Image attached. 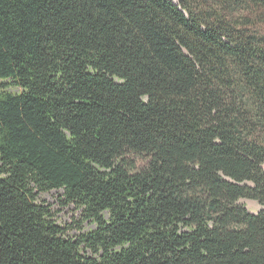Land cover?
Returning <instances> with one entry per match:
<instances>
[{"label": "trees", "instance_id": "16d2710c", "mask_svg": "<svg viewBox=\"0 0 264 264\" xmlns=\"http://www.w3.org/2000/svg\"><path fill=\"white\" fill-rule=\"evenodd\" d=\"M0 264H264V0H0Z\"/></svg>", "mask_w": 264, "mask_h": 264}, {"label": "rangeland", "instance_id": "374dc122", "mask_svg": "<svg viewBox=\"0 0 264 264\" xmlns=\"http://www.w3.org/2000/svg\"><path fill=\"white\" fill-rule=\"evenodd\" d=\"M11 92L18 90L11 88ZM63 192L61 190H53L40 195V200L46 205H50L57 224L65 229L68 238L77 239L82 233L92 231L95 228L90 222H84L80 211L73 206H65L63 204ZM240 204L243 205L250 213L257 214L262 207L253 200L241 199Z\"/></svg>", "mask_w": 264, "mask_h": 264}]
</instances>
